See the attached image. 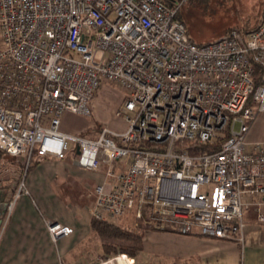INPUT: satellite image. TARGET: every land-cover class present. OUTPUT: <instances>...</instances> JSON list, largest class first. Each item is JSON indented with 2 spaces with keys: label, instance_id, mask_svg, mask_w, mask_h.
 <instances>
[{
  "label": "built area",
  "instance_id": "built-area-1",
  "mask_svg": "<svg viewBox=\"0 0 264 264\" xmlns=\"http://www.w3.org/2000/svg\"><path fill=\"white\" fill-rule=\"evenodd\" d=\"M181 8L0 0V151L28 166L37 153L104 170L90 210L96 220L132 217L136 228L244 242V198L264 197V143L248 142L264 113V19L248 33L197 44L178 19ZM107 83L124 92L116 115L127 129L62 133L66 114L92 115ZM221 137L218 151L191 154ZM257 212L264 225L261 206ZM47 229L55 243L74 233L57 222ZM94 264L136 262L119 254Z\"/></svg>",
  "mask_w": 264,
  "mask_h": 264
},
{
  "label": "crops",
  "instance_id": "crops-1",
  "mask_svg": "<svg viewBox=\"0 0 264 264\" xmlns=\"http://www.w3.org/2000/svg\"><path fill=\"white\" fill-rule=\"evenodd\" d=\"M182 22L186 25L184 19ZM100 91L96 94V99L101 94L102 91ZM261 116L264 117V113L258 117L251 128L248 136L250 144L264 143L262 132L264 131V119L262 120ZM125 126L122 131L109 128L112 131L124 132L127 129L126 123ZM94 127L95 125L91 127V130ZM99 131L93 133L90 138H96ZM30 163L32 166L30 169L26 168V174L21 181L24 190H21L18 198H16L17 195L15 196L16 201L14 198L11 204L7 202L11 197L9 186L6 187L5 192L0 191V264L97 263L104 255L98 258L96 253L97 249L102 251V242L96 238L91 228L90 210L96 201L95 187L105 181L104 170L88 171L80 168L70 157L57 160L41 158L37 153L34 154ZM259 183L264 185L263 180ZM88 190L92 193L88 202L81 206L82 196ZM22 198L24 202L20 204ZM244 202L247 206L244 212L245 248L251 252V264H264V225L258 222L257 212L260 206L264 211V197L247 195ZM9 208L11 213L7 219ZM48 222H57L73 228L74 233L65 237L66 239L72 238L71 242L65 246L61 245L58 249L57 246L65 238L59 239L57 243L53 242L47 229ZM133 223L135 226L134 220ZM143 229L155 234L184 236L175 232H157L149 227ZM198 235L201 236L198 233L191 236ZM205 240L207 245V239ZM209 240L228 242L218 239ZM232 242H237V240ZM212 250L215 251L207 247L206 254L210 255V252H214ZM221 258L222 256L216 264H232L227 261L226 257ZM235 264H240L238 258Z\"/></svg>",
  "mask_w": 264,
  "mask_h": 264
},
{
  "label": "rangeland",
  "instance_id": "rangeland-1",
  "mask_svg": "<svg viewBox=\"0 0 264 264\" xmlns=\"http://www.w3.org/2000/svg\"><path fill=\"white\" fill-rule=\"evenodd\" d=\"M182 4L181 13L191 39L197 44H207L218 41L232 31H239L245 34L250 29L255 28L264 17V0H177ZM102 89H104L102 91ZM102 91V92H101ZM99 97H95L89 105L92 115L90 117L81 114H69L62 119L60 131L74 136L91 137L93 133H98L100 128L111 127L117 131L125 129V121L118 118L116 113L123 105L124 92L114 84L107 83L101 88ZM98 94V93H97ZM97 96V95H96ZM262 120L264 119L261 116ZM95 125L94 129L91 127ZM108 125V126H107ZM110 129V128H109ZM264 129V128H263ZM264 134V131H262ZM223 137H221L222 139ZM216 142V141H215ZM17 163L28 165L25 161H18L9 156L2 157L0 161V191L5 192L9 186L12 189H18L16 198L20 195V188L24 190L22 184L18 186L17 179L21 171L14 173ZM25 168V170H26ZM91 190L86 191L82 196L80 205L84 206L89 199ZM25 194V192H24ZM15 198V201H16ZM24 202L23 198L20 204ZM76 203V202H75ZM19 208V207H18ZM11 209L9 208L7 219ZM132 218V217H131ZM123 218L113 220L112 223L130 230H138L144 235L143 248L145 252L139 258H134L136 264H170V263H189V264H216V261L226 257L227 261L235 264L237 258L240 264H251V252L245 248V242L241 241L222 242L209 240L201 236H176L155 234L150 230L136 228L133 218ZM7 221V220H6ZM95 234H93L94 236ZM168 236V238L166 237ZM172 237V238H171ZM96 238L100 239L97 235ZM167 238V239H166ZM207 239V245L206 240ZM71 239H62L57 246H65L71 242ZM101 240V239H100ZM102 242V240H101ZM103 243V242H102ZM107 244H117L114 241L106 240ZM101 246V243H100ZM215 249L210 255L206 254V248ZM98 258L114 257L115 255L103 254L97 249ZM218 252H220L218 254ZM132 258V257H131Z\"/></svg>",
  "mask_w": 264,
  "mask_h": 264
},
{
  "label": "trees",
  "instance_id": "trees-1",
  "mask_svg": "<svg viewBox=\"0 0 264 264\" xmlns=\"http://www.w3.org/2000/svg\"><path fill=\"white\" fill-rule=\"evenodd\" d=\"M168 7H173L176 3H179L177 0H162ZM178 19L180 21H183V17H182V13L181 10L178 13ZM263 21V20H262ZM261 23H259L255 28L259 27ZM253 28V29H255ZM252 30V29H250ZM249 30V31H250ZM247 31V33L249 32ZM189 34V32H188ZM226 138H228V136L226 135ZM225 141V139H219L216 142H214L213 144H207L204 146H197L195 148L191 149V154L192 155H200V154H208V153H214L216 151H218L223 142ZM11 157L14 159H17L18 161H25L24 159L21 158H15L12 157L8 154H6L3 151H0V161L2 159V157ZM26 164V161H25ZM32 166V163L29 164L28 168L30 169ZM25 165L21 164V163H17L16 168L14 170V173L18 170L19 173L21 171V175L19 176V178L17 179V183L18 186L21 184V181L24 177V175L26 174V170H25ZM18 189H13L10 193V198L8 199V203H12L15 196L17 195ZM91 228L93 230V232L102 240V251L104 254H109V255H115L117 253H122V254H126L130 257L134 258H139L140 256H142V254L144 253V235L139 232L138 230H130V229H126V228H122L119 225H116L114 223H109V222H103V221H99L96 220L94 218H92V222H91ZM106 240H111L116 242L117 244H107L105 243ZM110 258V257H107Z\"/></svg>",
  "mask_w": 264,
  "mask_h": 264
},
{
  "label": "water",
  "instance_id": "water-1",
  "mask_svg": "<svg viewBox=\"0 0 264 264\" xmlns=\"http://www.w3.org/2000/svg\"><path fill=\"white\" fill-rule=\"evenodd\" d=\"M77 153L79 154V150L77 151Z\"/></svg>",
  "mask_w": 264,
  "mask_h": 264
}]
</instances>
